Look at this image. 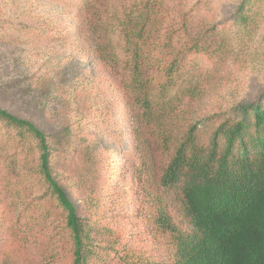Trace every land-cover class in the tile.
Segmentation results:
<instances>
[{
	"label": "trees",
	"instance_id": "16d2710c",
	"mask_svg": "<svg viewBox=\"0 0 264 264\" xmlns=\"http://www.w3.org/2000/svg\"><path fill=\"white\" fill-rule=\"evenodd\" d=\"M104 1H72L68 38L109 71L131 146L100 176L93 166L101 156L84 136L48 133L0 107V197L14 225L37 228L34 259L21 264H264V90L202 110L240 68L264 0H241L229 30L227 22L201 27L203 0L174 22L166 0H119L113 10ZM73 156L77 202L57 172ZM107 190L116 203L104 199ZM136 235L149 247L137 246Z\"/></svg>",
	"mask_w": 264,
	"mask_h": 264
},
{
	"label": "rangeland",
	"instance_id": "374dc122",
	"mask_svg": "<svg viewBox=\"0 0 264 264\" xmlns=\"http://www.w3.org/2000/svg\"><path fill=\"white\" fill-rule=\"evenodd\" d=\"M72 1L0 0V107L30 119L48 133L69 128L74 135L84 136L97 146L101 160L93 170L102 176L112 166L121 165L131 146V137L120 114V96L112 89L109 71L82 52L79 39L68 38V31L76 25ZM118 1L105 0L104 4L113 10ZM194 1L166 0L163 4L173 15L174 22L184 7L191 6ZM203 1L208 20L206 27H201L215 30L222 23H229L241 0ZM256 13V33L248 46L240 48L238 53L240 68L231 69L228 78L203 103V111L250 102L264 90V2L256 4ZM230 27L231 24L226 30ZM50 33L63 37L51 38ZM230 49L235 53V46ZM5 135L0 124V142ZM74 160L73 156L65 163V168L57 172L72 201L77 202L81 195L74 182ZM0 164L1 176L5 165ZM13 167L22 172L19 163ZM27 194L32 198L35 192L27 191ZM119 198L107 190L104 199L114 204ZM13 213L15 219L16 211ZM9 217L0 197V264H12V260L21 264L29 258L34 259L30 233L35 237L36 226L28 229L19 221L18 227ZM136 240L137 246L150 245L137 235Z\"/></svg>",
	"mask_w": 264,
	"mask_h": 264
}]
</instances>
